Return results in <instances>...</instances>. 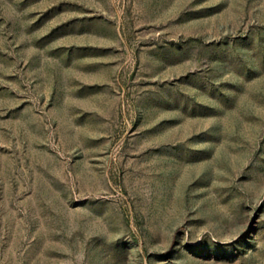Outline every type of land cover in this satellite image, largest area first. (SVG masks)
Masks as SVG:
<instances>
[{
  "label": "rangeland",
  "instance_id": "obj_1",
  "mask_svg": "<svg viewBox=\"0 0 264 264\" xmlns=\"http://www.w3.org/2000/svg\"><path fill=\"white\" fill-rule=\"evenodd\" d=\"M0 264H264V0H0Z\"/></svg>",
  "mask_w": 264,
  "mask_h": 264
}]
</instances>
